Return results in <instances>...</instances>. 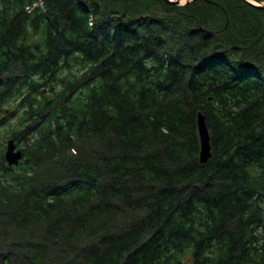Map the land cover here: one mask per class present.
Instances as JSON below:
<instances>
[{"label":"trees","instance_id":"obj_1","mask_svg":"<svg viewBox=\"0 0 264 264\" xmlns=\"http://www.w3.org/2000/svg\"><path fill=\"white\" fill-rule=\"evenodd\" d=\"M263 203L264 9L0 0V264H264Z\"/></svg>","mask_w":264,"mask_h":264},{"label":"water","instance_id":"obj_2","mask_svg":"<svg viewBox=\"0 0 264 264\" xmlns=\"http://www.w3.org/2000/svg\"><path fill=\"white\" fill-rule=\"evenodd\" d=\"M167 3H172L178 6L191 3L193 0H164ZM252 6L264 9V2H257L255 0H244ZM197 129L198 138L200 144L199 161L201 164H205L211 157L210 144H209V133L205 123V118L202 114H198L197 117ZM22 153L20 151L15 152V146L12 141L8 142L5 159L9 165H17L21 159Z\"/></svg>","mask_w":264,"mask_h":264},{"label":"rangeland","instance_id":"obj_3","mask_svg":"<svg viewBox=\"0 0 264 264\" xmlns=\"http://www.w3.org/2000/svg\"><path fill=\"white\" fill-rule=\"evenodd\" d=\"M6 145V144H5Z\"/></svg>","mask_w":264,"mask_h":264}]
</instances>
